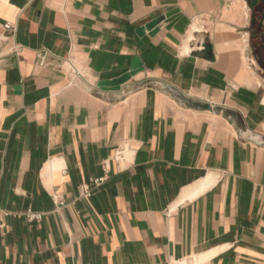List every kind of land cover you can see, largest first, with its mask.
Masks as SVG:
<instances>
[{
  "label": "crops",
  "instance_id": "crops-1",
  "mask_svg": "<svg viewBox=\"0 0 264 264\" xmlns=\"http://www.w3.org/2000/svg\"><path fill=\"white\" fill-rule=\"evenodd\" d=\"M193 258L264 264V0H0V264Z\"/></svg>",
  "mask_w": 264,
  "mask_h": 264
},
{
  "label": "built area",
  "instance_id": "built-area-1",
  "mask_svg": "<svg viewBox=\"0 0 264 264\" xmlns=\"http://www.w3.org/2000/svg\"><path fill=\"white\" fill-rule=\"evenodd\" d=\"M4 29L8 32H11V33H15L16 31V26L14 24H11V23H8L4 26ZM205 49V48H203ZM103 169H104V176L102 178H97V179H91L88 183L84 184L82 187H81V191H80V194L82 197L84 198H90L93 194V192L99 188L100 186H102L104 184V182L107 180L108 178V175H109V170L107 168V165L104 164L103 165ZM54 200H56L57 202V209L61 208L64 203L59 201L57 197H54ZM26 216V219L29 221V222H34V221H39L42 219V214L40 213H37V212H33L31 210H28L25 214Z\"/></svg>",
  "mask_w": 264,
  "mask_h": 264
},
{
  "label": "water",
  "instance_id": "water-1",
  "mask_svg": "<svg viewBox=\"0 0 264 264\" xmlns=\"http://www.w3.org/2000/svg\"><path fill=\"white\" fill-rule=\"evenodd\" d=\"M159 22V20H157L156 22L150 24L148 27L151 28L154 25H157V23ZM135 72H130L125 74L124 76L112 80V81H101L98 83V87L100 89L103 90H115L118 89L122 84L126 83L127 81H129L131 79V77L134 75Z\"/></svg>",
  "mask_w": 264,
  "mask_h": 264
},
{
  "label": "bare ground",
  "instance_id": "bare-ground-1",
  "mask_svg": "<svg viewBox=\"0 0 264 264\" xmlns=\"http://www.w3.org/2000/svg\"><path fill=\"white\" fill-rule=\"evenodd\" d=\"M236 9H240L241 11H244V3H241L239 6H236ZM233 8V7H232ZM240 12V11H239ZM235 14V13H234ZM239 15V14H238ZM237 15V16H238ZM241 15V14H240ZM243 15V14H242ZM230 16V15H229ZM228 17V16H227ZM232 17V16H231ZM224 18V17H223ZM234 18V17H233ZM224 28V27H223ZM245 46V45H244ZM207 259V258H206ZM205 259V260H206ZM204 262V258H193L191 261L188 262V264H202Z\"/></svg>",
  "mask_w": 264,
  "mask_h": 264
},
{
  "label": "rangeland",
  "instance_id": "rangeland-1",
  "mask_svg": "<svg viewBox=\"0 0 264 264\" xmlns=\"http://www.w3.org/2000/svg\"><path fill=\"white\" fill-rule=\"evenodd\" d=\"M199 27V26H198ZM199 29H200V27H199Z\"/></svg>",
  "mask_w": 264,
  "mask_h": 264
}]
</instances>
